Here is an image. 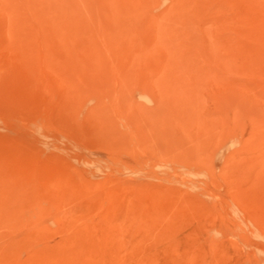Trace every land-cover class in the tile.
Listing matches in <instances>:
<instances>
[{
  "label": "rangeland",
  "instance_id": "1",
  "mask_svg": "<svg viewBox=\"0 0 264 264\" xmlns=\"http://www.w3.org/2000/svg\"><path fill=\"white\" fill-rule=\"evenodd\" d=\"M0 264H264V0H0Z\"/></svg>",
  "mask_w": 264,
  "mask_h": 264
}]
</instances>
